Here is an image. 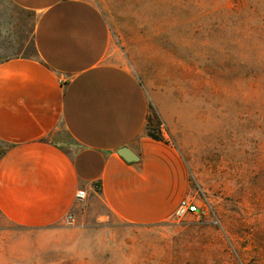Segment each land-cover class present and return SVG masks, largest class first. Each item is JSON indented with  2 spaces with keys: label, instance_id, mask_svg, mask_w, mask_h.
<instances>
[{
  "label": "rangeland",
  "instance_id": "obj_1",
  "mask_svg": "<svg viewBox=\"0 0 264 264\" xmlns=\"http://www.w3.org/2000/svg\"><path fill=\"white\" fill-rule=\"evenodd\" d=\"M89 1L181 154L199 211L131 226L95 188L69 225L34 232L0 217V264H264V0ZM32 22L0 0V61L34 55Z\"/></svg>",
  "mask_w": 264,
  "mask_h": 264
},
{
  "label": "crops",
  "instance_id": "obj_2",
  "mask_svg": "<svg viewBox=\"0 0 264 264\" xmlns=\"http://www.w3.org/2000/svg\"><path fill=\"white\" fill-rule=\"evenodd\" d=\"M7 1L33 15L34 55L0 61V217L52 230L95 188L127 225L173 217L189 192L187 166L164 134H147L148 93L103 12L89 0ZM123 147L137 160L120 157Z\"/></svg>",
  "mask_w": 264,
  "mask_h": 264
},
{
  "label": "built area",
  "instance_id": "obj_3",
  "mask_svg": "<svg viewBox=\"0 0 264 264\" xmlns=\"http://www.w3.org/2000/svg\"><path fill=\"white\" fill-rule=\"evenodd\" d=\"M76 198L78 200H82L85 198V192L83 190H79L76 194ZM199 211L197 205L190 200L188 197L183 199V201L180 203L177 211L174 214V217L176 219H181L189 214H195ZM73 222V217L71 215H66L63 219V224L69 225Z\"/></svg>",
  "mask_w": 264,
  "mask_h": 264
},
{
  "label": "trees",
  "instance_id": "obj_4",
  "mask_svg": "<svg viewBox=\"0 0 264 264\" xmlns=\"http://www.w3.org/2000/svg\"><path fill=\"white\" fill-rule=\"evenodd\" d=\"M158 118L157 115L154 114L152 117L148 116L146 132L147 134L154 139H162V135L157 130Z\"/></svg>",
  "mask_w": 264,
  "mask_h": 264
},
{
  "label": "water",
  "instance_id": "obj_5",
  "mask_svg": "<svg viewBox=\"0 0 264 264\" xmlns=\"http://www.w3.org/2000/svg\"><path fill=\"white\" fill-rule=\"evenodd\" d=\"M117 153L127 162H133L137 160V157L126 147L119 149Z\"/></svg>",
  "mask_w": 264,
  "mask_h": 264
}]
</instances>
